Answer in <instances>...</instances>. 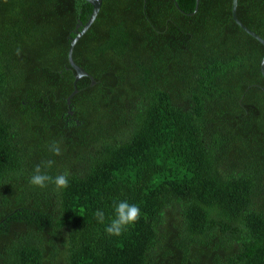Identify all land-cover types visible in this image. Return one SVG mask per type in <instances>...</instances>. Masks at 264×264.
<instances>
[{
  "label": "trees",
  "instance_id": "16d2710c",
  "mask_svg": "<svg viewBox=\"0 0 264 264\" xmlns=\"http://www.w3.org/2000/svg\"><path fill=\"white\" fill-rule=\"evenodd\" d=\"M194 7L101 0L67 106L91 6L0 0V264H264V47L231 0ZM236 17L264 41V0ZM49 159L66 189L29 184ZM121 200L141 216L108 236Z\"/></svg>",
  "mask_w": 264,
  "mask_h": 264
},
{
  "label": "clouds",
  "instance_id": "9594fccd",
  "mask_svg": "<svg viewBox=\"0 0 264 264\" xmlns=\"http://www.w3.org/2000/svg\"><path fill=\"white\" fill-rule=\"evenodd\" d=\"M17 55L20 54V49H17ZM49 151L53 156H60L62 150L58 142H52L49 146ZM55 161L49 159L38 164L33 169V174L29 178V184L35 188L44 189L49 184L54 185L56 191H61L69 186L70 173L65 171L56 176L47 174V169H51ZM95 219L100 224H105V213L103 210L97 209L93 213ZM140 208L136 204H130L127 200H121L114 202L113 214L109 218L104 231L108 236H120L133 226L140 218Z\"/></svg>",
  "mask_w": 264,
  "mask_h": 264
},
{
  "label": "water",
  "instance_id": "95a60500",
  "mask_svg": "<svg viewBox=\"0 0 264 264\" xmlns=\"http://www.w3.org/2000/svg\"><path fill=\"white\" fill-rule=\"evenodd\" d=\"M84 1L91 6L92 11L90 13V16H89L87 22L84 25L81 22H79L76 25V28H75V31H74L75 37L74 38H70V46H69V49H68L67 58H68V63L70 65V67L75 71V77H74V83H73L74 90L70 94V96L66 99L67 106L70 105L71 97L74 94L77 93V90H76L75 86H76V82L78 80H80L82 77H88L91 80V85H93L95 83L94 80L92 79V77H90V75H88L82 68L77 66L72 60V51H73V48H74L75 44L80 39V37L88 30V28L90 27L92 22L95 20L97 14L99 12L100 6H101V0H84ZM236 6H237V0H231V17H232V20L246 34H248L249 36H251L254 39H256L264 47V41L257 34H255L253 31H251L250 29L246 28L238 20V18L236 17ZM197 8H198V0H195L194 10L189 15H193L197 11ZM260 70H261L262 73L264 72V56H263V58L261 59V62H260ZM68 114H71V112L69 111Z\"/></svg>",
  "mask_w": 264,
  "mask_h": 264
}]
</instances>
